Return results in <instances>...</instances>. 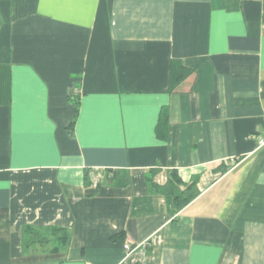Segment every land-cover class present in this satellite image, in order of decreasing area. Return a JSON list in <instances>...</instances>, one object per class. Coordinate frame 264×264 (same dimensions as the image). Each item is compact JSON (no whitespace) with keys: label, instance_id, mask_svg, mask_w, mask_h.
<instances>
[{"label":"crops","instance_id":"crops-1","mask_svg":"<svg viewBox=\"0 0 264 264\" xmlns=\"http://www.w3.org/2000/svg\"><path fill=\"white\" fill-rule=\"evenodd\" d=\"M262 139L264 0L0 1V264H264Z\"/></svg>","mask_w":264,"mask_h":264},{"label":"trees","instance_id":"trees-1","mask_svg":"<svg viewBox=\"0 0 264 264\" xmlns=\"http://www.w3.org/2000/svg\"><path fill=\"white\" fill-rule=\"evenodd\" d=\"M1 1V0H0ZM5 1H10V0H5ZM181 67V70H180V74L178 76H176V85H178V83L180 81H183L185 80V78H187L189 76V73H187L185 70H184V67H182V65L180 66ZM174 88V86H173ZM168 118H169V115L168 114H164L163 118H162V122L158 125L160 130L159 132H163L164 135H166V132H167V122H168ZM173 180H175V184H179V185H182L184 182H182V180L180 179L178 173H174L173 175ZM197 179L193 180V183L189 186L186 187L185 190H183L182 192L180 191V189L174 185V183H172V180H171V187L169 188L170 190L168 191L169 194H172L173 196V205L175 206L176 210L177 211H181L183 210V208L185 206H187L189 203H191L194 198H196L199 193L196 189V186H197V182H196ZM165 192H167L165 189H164ZM136 264H141L140 262L139 263H136Z\"/></svg>","mask_w":264,"mask_h":264},{"label":"built area","instance_id":"built-area-1","mask_svg":"<svg viewBox=\"0 0 264 264\" xmlns=\"http://www.w3.org/2000/svg\"><path fill=\"white\" fill-rule=\"evenodd\" d=\"M260 144H264V139L260 140ZM131 244L127 243V245H125V250H131Z\"/></svg>","mask_w":264,"mask_h":264}]
</instances>
